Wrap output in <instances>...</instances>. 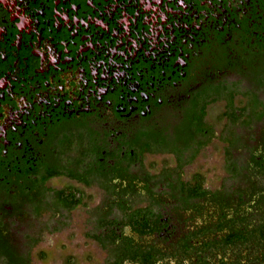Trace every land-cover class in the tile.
<instances>
[{"label":"flooded vegetation","instance_id":"obj_1","mask_svg":"<svg viewBox=\"0 0 264 264\" xmlns=\"http://www.w3.org/2000/svg\"><path fill=\"white\" fill-rule=\"evenodd\" d=\"M144 1L0 0V264H33L80 208L109 264H175L224 191L187 168L214 140L231 169L264 156V0Z\"/></svg>","mask_w":264,"mask_h":264},{"label":"trees","instance_id":"obj_2","mask_svg":"<svg viewBox=\"0 0 264 264\" xmlns=\"http://www.w3.org/2000/svg\"><path fill=\"white\" fill-rule=\"evenodd\" d=\"M203 108L196 119L199 128H204ZM236 122L232 121V124ZM203 125V126H202ZM242 125H244L242 123ZM202 126V127H201ZM189 125L182 130L188 131ZM229 160L231 154L227 155ZM243 158V157H239ZM239 170L232 168L237 177L246 183V188L236 184V190L225 189L219 192L220 199L216 204L208 206V221L212 223L213 213L220 220L217 229H208L209 234L198 248V241L190 242L191 238L182 244V258L175 264H264V156L252 155L243 158ZM235 161L231 162L233 165ZM198 183L190 182L184 186L188 198L208 196L210 190L205 189L200 176ZM216 194L215 197L219 196ZM214 207V209H213ZM214 229V230H213ZM139 254H133L138 257ZM154 257L149 254L141 264H154ZM115 264H123L122 260Z\"/></svg>","mask_w":264,"mask_h":264},{"label":"rangeland","instance_id":"obj_3","mask_svg":"<svg viewBox=\"0 0 264 264\" xmlns=\"http://www.w3.org/2000/svg\"><path fill=\"white\" fill-rule=\"evenodd\" d=\"M216 109L210 111V121L217 120L220 109ZM224 123L225 120L222 123L216 122L220 126L219 130H223ZM225 146L222 141H212L193 165L187 168L185 175L189 177L194 171H199L206 176V184L211 188L221 184L224 185V190L233 188L234 191L236 184L239 185L238 188H246V183L241 177H237L229 168L230 160L225 154ZM237 160L242 162L244 159ZM95 203L96 200L93 204ZM86 217L84 208L77 209L73 212L72 219L66 221L69 226L58 231H45L41 241L31 249L33 264H109V254L90 237L85 236Z\"/></svg>","mask_w":264,"mask_h":264},{"label":"water","instance_id":"obj_4","mask_svg":"<svg viewBox=\"0 0 264 264\" xmlns=\"http://www.w3.org/2000/svg\"><path fill=\"white\" fill-rule=\"evenodd\" d=\"M154 1L155 0H151V4H149L147 1H144L143 3H144L145 8L147 10L154 11V13H156V12L159 13L160 10L156 9V7H155L156 6V2H154ZM117 3L118 2H116L114 5H116ZM119 6H120V4L117 7H119ZM113 8L114 7H112L111 5H109L107 7V13L110 14ZM161 16L163 17V14L162 13H161ZM93 21L102 22V20H100V18H97V19L94 18ZM121 23L124 24V25H128V26L130 25L131 20L127 17V14H126V16H124L122 18ZM166 25H169V23L166 22ZM167 27L169 29L171 28L170 26H167ZM151 29H152V33L151 34H154V35H156L157 31H159L158 28L156 27V25H153L151 27ZM127 30H129V29H127ZM86 40L88 41L87 43L90 45V42H91L90 41V38L86 37ZM138 42L139 41H136V45H134V43H132L131 40L128 41V48H127V50L128 51L130 50V52H131V53L128 54L129 57L134 58V57H137L138 56L137 54L139 53V50L141 49V46L139 45L140 42L139 43ZM123 44H125V42L123 40L118 41V48L121 47Z\"/></svg>","mask_w":264,"mask_h":264}]
</instances>
